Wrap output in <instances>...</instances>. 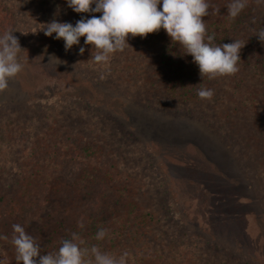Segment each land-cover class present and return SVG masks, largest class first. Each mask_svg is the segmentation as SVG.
<instances>
[{
  "label": "trees",
  "instance_id": "trees-1",
  "mask_svg": "<svg viewBox=\"0 0 264 264\" xmlns=\"http://www.w3.org/2000/svg\"><path fill=\"white\" fill-rule=\"evenodd\" d=\"M208 3L204 20L215 44L245 43L235 75L202 80L193 58L163 29L129 36V46L105 64L91 59L84 37L65 52L63 40L44 34L45 24L75 26L82 16L101 15L75 13L66 0H0V35L42 37L95 82L208 125L230 148L264 217V44L256 37L264 29V0H247L235 19L228 18L230 0ZM200 88L212 89L213 98L201 100ZM175 208L154 156L117 116L68 94L0 103V235L9 237L0 240V258L7 264H17L13 224L42 254L76 232L86 246L127 251L128 264H256L193 229ZM101 228L108 235L97 241Z\"/></svg>",
  "mask_w": 264,
  "mask_h": 264
},
{
  "label": "rangeland",
  "instance_id": "rangeland-1",
  "mask_svg": "<svg viewBox=\"0 0 264 264\" xmlns=\"http://www.w3.org/2000/svg\"><path fill=\"white\" fill-rule=\"evenodd\" d=\"M23 70L0 92V103L68 94L117 116L160 166L169 197L188 224L264 264V217L247 176L227 144L202 122L145 107L95 82L42 37L19 40ZM55 56L60 62L50 56Z\"/></svg>",
  "mask_w": 264,
  "mask_h": 264
},
{
  "label": "clouds",
  "instance_id": "clouds-1",
  "mask_svg": "<svg viewBox=\"0 0 264 264\" xmlns=\"http://www.w3.org/2000/svg\"><path fill=\"white\" fill-rule=\"evenodd\" d=\"M66 4L78 14L101 15L82 16L75 26L55 19L45 24L44 34L48 37L55 34L54 39L63 40L65 52L79 45L80 38L84 37L85 46H91V59L97 64H105L113 54L129 46V36L144 38L163 29L172 43L183 48L184 55L193 58L202 80L228 77L239 71L240 51L245 43L234 40L215 44V33H207L204 20L210 14L208 0H66ZM246 6L247 0H230L228 18L235 19ZM256 37L264 44V29ZM21 51L19 40L12 31L0 35V92L8 87L10 78L23 70L18 59ZM84 52L85 47H80L79 54ZM53 59L60 62L54 55L49 57L50 62ZM197 96L210 101L214 91L200 88ZM12 229L11 244L17 264H128L127 251L116 255L102 251L98 244L86 246L85 240L76 232L70 238L62 239L56 251L42 254L40 245L23 226L13 224ZM107 235V230L101 228L95 239L103 241ZM8 239V236L0 235V240ZM0 264H7L6 258H0Z\"/></svg>",
  "mask_w": 264,
  "mask_h": 264
}]
</instances>
